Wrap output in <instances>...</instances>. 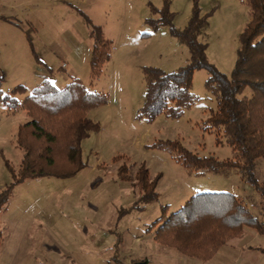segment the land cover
<instances>
[{"label":"rangeland","instance_id":"obj_1","mask_svg":"<svg viewBox=\"0 0 264 264\" xmlns=\"http://www.w3.org/2000/svg\"><path fill=\"white\" fill-rule=\"evenodd\" d=\"M165 1L178 29L186 26L194 2L207 13L208 24L198 39L207 44L208 61L230 75L239 35L250 18L246 0H0L2 94L24 85L26 91L14 95L21 102L43 80L60 89L78 79L108 98L89 111L100 129L81 142L84 168L71 177L27 179L14 186L0 215V264H131L141 259L147 264H214L187 257L155 238L164 220L196 193H231L264 220L260 197L240 169L190 171L169 151L154 146L158 140L175 139L200 156L232 157L222 133L205 123L216 100L205 88L204 68L192 75L191 91L198 99L180 116L160 113L150 122L138 117L145 99L142 67L171 71L190 57L167 24L154 27L148 21L161 17L152 8L160 9ZM84 15L112 43L110 59L93 82L92 41ZM28 120L22 107L8 109L0 102V191L11 182L5 162L19 166L22 151L15 137ZM142 163L149 179L158 176V197L143 210L125 212L138 196L133 177ZM122 165L126 172L120 176ZM255 175L264 182V158ZM250 232L246 241L264 245L260 231ZM223 251L224 261H231V249Z\"/></svg>","mask_w":264,"mask_h":264},{"label":"trees","instance_id":"obj_2","mask_svg":"<svg viewBox=\"0 0 264 264\" xmlns=\"http://www.w3.org/2000/svg\"><path fill=\"white\" fill-rule=\"evenodd\" d=\"M246 2L250 18L239 35L237 57L230 75L219 71L206 57L207 44L199 41L198 35L207 26L208 15L202 14L195 2L183 29L173 26V13L168 10L167 1L160 9L152 8V11L160 12L161 17L156 22L153 19L148 21L154 27L167 24L171 34L187 46L190 57L186 64L171 71L154 66L142 67L145 99L138 117L150 122L160 113L172 118L180 116L198 99L191 91L192 75L196 69L204 68L208 74L205 88L216 100V107L210 110L205 123L222 133L232 148V157L219 160L213 156H200L175 139L158 140L154 146L169 151L190 171L240 169L258 193L259 206L264 212V182L255 175L257 162L264 158V0ZM84 18L92 41L89 68L93 82L110 59L112 43L100 25L94 24L86 15ZM3 77L0 71V85ZM25 91L26 87L19 84L4 95L0 87L2 105L8 109L22 107L29 116L16 132L15 143L22 151L18 168L5 162L11 182L0 191V215L15 185L40 177H71L86 166L81 142L90 132L100 129L99 123L89 117V111L108 101L106 94L89 90L78 79L60 89L49 80H43L19 102L14 95ZM118 169L119 174L126 172L124 165ZM157 179L158 176L149 179L148 169L142 163L133 177L138 196L124 211L143 210L155 201L158 197ZM162 219L163 215L154 223ZM243 224H255L262 231L263 223H259L233 194L202 192L190 197L164 220L155 238L187 257L208 260L227 238L238 233ZM1 241L0 231V244ZM147 261L141 259L131 264H147Z\"/></svg>","mask_w":264,"mask_h":264},{"label":"crops","instance_id":"obj_3","mask_svg":"<svg viewBox=\"0 0 264 264\" xmlns=\"http://www.w3.org/2000/svg\"><path fill=\"white\" fill-rule=\"evenodd\" d=\"M237 200L240 202L239 198ZM243 205L249 211L250 214L254 215L245 203ZM260 215L261 213L258 214V216H254L256 217L259 223H263L261 228L262 231L260 232L262 233V236H264V220L260 218ZM238 229V233L233 237L230 243L227 242L223 244L215 253V255L208 260L209 262H213L214 264H264V245H262L261 243L252 244L250 243V240L249 242L246 241V238H250V235L252 234L250 230H254L255 233H260L258 231L259 229L255 227V224H243ZM224 248H230V252H232L233 254V259L229 262L227 260L226 262L224 261L225 254H227L225 253V251H223Z\"/></svg>","mask_w":264,"mask_h":264},{"label":"built area","instance_id":"obj_4","mask_svg":"<svg viewBox=\"0 0 264 264\" xmlns=\"http://www.w3.org/2000/svg\"><path fill=\"white\" fill-rule=\"evenodd\" d=\"M62 66H65L64 63L62 64Z\"/></svg>","mask_w":264,"mask_h":264}]
</instances>
